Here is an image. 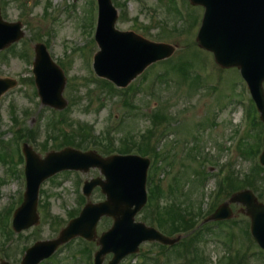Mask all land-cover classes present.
<instances>
[{
  "label": "rangeland",
  "instance_id": "1",
  "mask_svg": "<svg viewBox=\"0 0 264 264\" xmlns=\"http://www.w3.org/2000/svg\"><path fill=\"white\" fill-rule=\"evenodd\" d=\"M169 1L119 0L127 6L125 17H120V10L113 3L119 13L117 29L123 32L132 31L150 41L170 44L177 48L171 58L156 63L145 71L142 76L147 74V77L141 83V90L135 92L136 97L132 100V106H124L121 98L109 97L105 94L98 101V97L104 92L89 77L90 74L94 78L91 67L93 57L99 51L98 46L90 39L89 33V31L94 33L95 29L94 24L98 14L96 0H7L4 4L1 1L3 19L7 22H20L25 33L22 41L0 55V78L18 81V86L0 99L2 139L9 143L12 141V131L16 128L11 119L13 114L18 119L29 110L30 115L23 123L31 128L39 124L42 113L46 117L50 116L47 110L52 109L41 106L35 84H30L28 81L30 77L33 78L32 67L27 63V59L23 60L21 56L23 52H27V49H31L33 61L34 46L41 43L36 42V39L41 34L42 41L50 43L48 50L52 60L57 65L62 62L60 67L65 71L67 80L63 94L69 103L67 108L70 106V100L73 99L72 107L66 115L68 118L92 125L96 135L103 134L105 137V134L110 133L117 140L131 134L126 137V141H131L133 137H139L152 126L160 129L154 137L158 138L161 136L158 133H164L162 135L164 139L159 144L163 154L160 163L163 171L159 173L164 190L161 212L171 210L174 206L188 208L191 202L198 203L203 208L205 202H209L207 197L216 187V179L211 175H216L219 169L217 166L209 165L210 176L206 178L207 186L202 188L198 176H201L203 170L198 165L196 157L200 159L201 156H206L221 166L232 164L235 174L242 178L245 174H249L254 162H258V158L248 159L244 158L241 152H232L238 140L235 133L237 130L242 131L241 126L244 127L246 119V108L240 104L242 102L240 94L244 90L246 95L248 94L242 85L238 69L221 70L215 65L211 55L204 54L198 48L196 37L204 12L202 8L192 7L188 0L185 4L179 0L178 8L183 17L178 18L170 8ZM190 15L192 23L191 20L185 21ZM164 24H167L168 30L172 31L176 28V31L172 34L166 33ZM51 29L54 31L52 36ZM189 65L192 67L190 70L186 68ZM197 71L204 78L210 75L209 82L213 84H208V87L215 86L218 90H211L208 87L196 88L192 77L196 76ZM245 98L248 99L246 96ZM156 114L164 116L165 119L159 118L154 121L153 117ZM169 114L174 118L173 120L168 118ZM120 119L123 120V124L117 128L118 122L115 120ZM163 124L165 125L162 129ZM40 130L42 134L46 131L44 128ZM260 130L262 132V126L255 129L250 122L249 130L244 134L243 141L246 145L255 149L254 144L257 142ZM36 151L45 156L39 149ZM197 151L202 155H197ZM19 171L23 172V165L19 166L18 174ZM197 172L198 174H195ZM99 177L101 175L98 170L80 175L82 182ZM77 180L75 173H62L42 184L41 190L45 195L44 197L41 195L39 200L40 224L15 234L9 254L8 252L2 254L0 264L1 262L20 264L23 252L34 245V242L51 241L59 235L66 227L69 212L77 209L80 204ZM257 182L260 187L262 181ZM231 185L228 186L227 193H233L234 189ZM24 190V180L16 177L9 166L0 163V243L4 242V227L10 229L8 222L2 220L5 211L11 205L17 207ZM225 197L222 194L217 199L218 204L224 202ZM90 199L92 203H99L104 200V196L97 189ZM43 201H45L43 204L50 206L49 216L44 210H40V203ZM231 209L233 218L227 221L228 225L213 224L211 225L213 231L203 236L198 245L195 261L190 257L180 261L185 255L182 252L174 257L163 254L165 258H175L169 264H224L230 255L224 244L225 236L216 237L221 230L224 231L223 234L229 233L232 238L236 236L242 240V246L241 243L236 244L229 250L232 255L237 248L244 251L248 244L245 242L248 239L244 233V222L250 220L243 213V206L232 205ZM54 217L55 219H52ZM108 221L109 225L105 223V219L100 222L99 235L110 228L111 220ZM166 229L172 231L169 226ZM227 237V242L230 244L229 236ZM150 246L152 245L141 246L139 254L150 249L153 255L160 252L157 247ZM78 247L79 245L75 244L70 249L61 248L54 257L55 260L43 264H84L85 258H81L78 254L74 255ZM250 253H254L255 256H251ZM259 253L257 247H250L247 261L243 264H264V259L259 257ZM110 260L109 255L105 258V264ZM139 263L144 264V261H140L135 256L127 258L121 264Z\"/></svg>",
  "mask_w": 264,
  "mask_h": 264
},
{
  "label": "water",
  "instance_id": "2",
  "mask_svg": "<svg viewBox=\"0 0 264 264\" xmlns=\"http://www.w3.org/2000/svg\"><path fill=\"white\" fill-rule=\"evenodd\" d=\"M244 1L191 0L193 5L205 8L197 38L200 48L212 52L217 64L223 68L240 69L251 88L264 122V0L257 6L255 18L251 15L254 11L246 10V7L241 11ZM100 6L102 13L97 39L101 52L97 55V67L100 74L109 80L125 87L149 65L174 53L171 46L154 44L132 33L115 31L117 14L111 8L110 0H100ZM20 28L18 24L4 23L0 17L1 50L24 36ZM37 53L34 74L42 102L44 105L64 109L67 103L62 98L65 87L63 73L51 63L43 47L38 46ZM0 85L1 96L16 83L0 80ZM25 152L28 158V185L24 203L15 216L14 228L17 232L39 223L37 203L40 186L45 180L63 170L87 172L90 168H99L105 180L98 179L88 183L85 194L89 197L92 190L100 186L107 201L98 205L88 204L80 217L72 221L58 239L38 243L31 248L22 264H39L50 257L60 245L76 236L94 239L96 225L103 216L112 217L115 224L99 242L102 249L98 253L96 264H102L103 256L107 253H114L115 259L111 264H118L128 254L137 252L143 241L158 239L147 234L140 225L134 224L133 220L145 202L144 187L149 162L133 157L104 160L95 154H81L72 150L50 154L41 160L31 149L26 148ZM261 163L264 165V152ZM230 203L245 205L246 213L252 220V234L264 248V205L257 203L251 192H242L223 205L211 219L231 218ZM134 206L135 210L132 209Z\"/></svg>",
  "mask_w": 264,
  "mask_h": 264
},
{
  "label": "trees",
  "instance_id": "3",
  "mask_svg": "<svg viewBox=\"0 0 264 264\" xmlns=\"http://www.w3.org/2000/svg\"><path fill=\"white\" fill-rule=\"evenodd\" d=\"M182 70V69H181ZM159 116L156 117V119H158ZM55 123V122H54ZM61 125V123L59 121H57L55 124ZM61 130V129H60ZM26 132V133H25ZM23 133H25V136H33L34 132L33 131H28L25 130ZM22 137H24V135H22ZM56 139H60L61 143L63 145L67 144V145H72V146H76L79 148H83V143H79V142H74V137L73 136H69L67 134H60L59 136L56 137ZM133 144V143H132ZM134 145H136V143L134 142ZM149 148V144L148 142L144 141L143 144L139 145V152L142 155H147V149ZM106 149H108L106 147ZM120 153H128L129 150L128 149H121L119 151ZM259 172L264 173V170H259ZM262 182H264V178L262 177L261 179ZM245 183H238L236 182L235 184H232V188L234 189V191L243 188ZM152 188H155L154 184L152 185ZM258 190V188H257ZM154 192L157 193V191H155L154 189L152 190ZM233 191V192H234ZM229 195H226V197H228ZM261 196V195H260ZM190 209H192V206H188V208H182V207H178V206H174L173 209L171 210H165V216L163 217V223L165 225H176L179 224L177 227H175V229H178V231H186L189 228L192 227L193 225V220H186V218L188 216H190ZM193 218V217H192Z\"/></svg>",
  "mask_w": 264,
  "mask_h": 264
}]
</instances>
